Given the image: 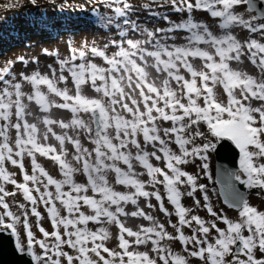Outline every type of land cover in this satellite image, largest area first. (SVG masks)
Wrapping results in <instances>:
<instances>
[{
    "label": "snow or ice",
    "instance_id": "6c2138e0",
    "mask_svg": "<svg viewBox=\"0 0 264 264\" xmlns=\"http://www.w3.org/2000/svg\"><path fill=\"white\" fill-rule=\"evenodd\" d=\"M9 12L0 38L33 53L0 51V233L19 254L264 264V0H0ZM225 142L232 166L214 163Z\"/></svg>",
    "mask_w": 264,
    "mask_h": 264
},
{
    "label": "water",
    "instance_id": "95a60500",
    "mask_svg": "<svg viewBox=\"0 0 264 264\" xmlns=\"http://www.w3.org/2000/svg\"><path fill=\"white\" fill-rule=\"evenodd\" d=\"M219 164H226V166H232L235 161L234 151L228 152L221 149L217 158ZM0 264H28L20 256L17 257L13 252H11V244L9 239L2 233H0Z\"/></svg>",
    "mask_w": 264,
    "mask_h": 264
},
{
    "label": "rangeland",
    "instance_id": "374dc122",
    "mask_svg": "<svg viewBox=\"0 0 264 264\" xmlns=\"http://www.w3.org/2000/svg\"><path fill=\"white\" fill-rule=\"evenodd\" d=\"M18 20H19V18H15L12 21V24L15 26L16 29L18 27H20V23H23V22L18 23ZM23 25L26 26L23 32H26V31L29 32L30 30H32L29 27V23L28 24L27 23H23ZM7 30H8L7 27H5L3 25H0V31H3V32L6 33ZM22 43H23L22 40H15V39L4 40V39L0 38V51H4V50H8V51H10V50H16V49H18V48H20L22 46Z\"/></svg>",
    "mask_w": 264,
    "mask_h": 264
},
{
    "label": "bare ground",
    "instance_id": "6f19581e",
    "mask_svg": "<svg viewBox=\"0 0 264 264\" xmlns=\"http://www.w3.org/2000/svg\"><path fill=\"white\" fill-rule=\"evenodd\" d=\"M20 22H22V21H19V20H18V23H20ZM23 23H25V22H23ZM23 23H20V27L17 28L21 34L25 33V32H23V31H24V29H25L26 26H24ZM25 25H26V24H25ZM27 26H28V25H27ZM23 27H24V28H23ZM26 32H27V31H26ZM29 32H32V30H30ZM33 39H35V36H33ZM22 42H23V41H22ZM9 52H10V53H11V52H26L29 56L33 54L30 50H26V49L24 48V42L22 43V46H21L20 48H18V49H16V50H10ZM251 202H252L253 204L257 205V206L261 205V203H262L261 201H258V200L255 198V196L252 197ZM228 215H229L230 218H234V216H235V215H238V214H235V213H233V212L230 210V211L228 212Z\"/></svg>",
    "mask_w": 264,
    "mask_h": 264
}]
</instances>
